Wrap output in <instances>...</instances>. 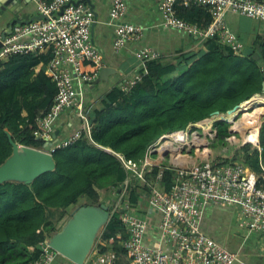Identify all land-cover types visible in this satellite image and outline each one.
Wrapping results in <instances>:
<instances>
[{
	"label": "trees",
	"instance_id": "16d2710c",
	"mask_svg": "<svg viewBox=\"0 0 264 264\" xmlns=\"http://www.w3.org/2000/svg\"><path fill=\"white\" fill-rule=\"evenodd\" d=\"M176 9L180 17L201 26L211 22L204 6L177 5ZM204 46L203 50L184 51L168 60L147 61L138 69L140 80L128 89L113 87L103 107L88 113L90 136L84 133L74 143L56 149L55 170L32 183L0 184V264H30L42 257L40 244L57 230L50 212L105 203L114 189L122 196L123 205H138L148 187L136 179L125 185L130 175L117 154L139 162L162 135L186 129L216 111L224 113L257 93L264 94V34L257 35L240 55L224 47L218 38L204 40ZM51 58L48 51L16 54L0 61V165L12 154L7 131L22 145L41 148L45 143L34 130L57 93L47 69ZM97 69L96 63L85 61L84 72ZM215 126L219 138L231 134L230 123L219 120ZM259 145L264 158V120ZM259 156L257 147L247 143L233 161L259 172ZM161 170V184L168 191L174 184V167L155 166L146 176L153 181ZM122 209L110 207V218L97 237L95 250L114 249L126 254L121 245L128 235ZM112 237L115 240L109 242Z\"/></svg>",
	"mask_w": 264,
	"mask_h": 264
},
{
	"label": "built area",
	"instance_id": "2783aa9c",
	"mask_svg": "<svg viewBox=\"0 0 264 264\" xmlns=\"http://www.w3.org/2000/svg\"><path fill=\"white\" fill-rule=\"evenodd\" d=\"M34 1L41 17L14 24L11 32L2 38L0 61H8L16 54H39L48 51L52 54L47 69L56 84L57 93L50 109L37 119L34 135L45 142L38 149L45 150L44 146L51 142L47 151L54 154L56 149L74 143L84 133L90 136L91 125L86 112L83 84L98 75L102 54L93 38L95 10L86 0ZM127 3L128 0H111L109 17L110 23L115 26V51L121 50L129 41L140 38L144 30L140 25L122 21L127 11ZM193 4L204 6L208 10L211 15L208 25L201 26L177 14V5L189 7ZM159 11L162 26L182 30L202 40L218 38L224 47L237 55L243 53L245 44L230 29L225 19L226 13L256 18L264 23V0H160ZM136 57L139 66L123 81L124 89L140 80V67L149 60L162 58L163 54L153 47H145L136 52ZM85 61L96 63L97 71L84 72ZM66 108L74 109L82 119V124L68 137L58 139L54 135L53 123ZM212 117L214 118L200 122H215L217 115ZM186 129L162 135L148 147L144 158L139 162L117 154L130 175L125 185L130 179L147 185L151 208L162 214L159 230L167 244V248L147 245L145 237L148 217L136 213L128 205H123L121 217L128 235L121 245L128 258L127 264H233L238 261L237 252L230 251L202 230L203 208L208 204L237 207L245 227L249 231L264 235V158L259 141L258 145L255 143L260 153L259 172L243 163L209 157H205L199 164L185 166L182 159L185 155L176 152V146H179L178 143L188 133ZM213 130L217 132V129ZM201 145L203 142L198 140L197 151H200ZM172 151L181 157H170L167 166L174 167L176 173L174 184L166 191L161 184L162 170L153 181H149L146 174L155 166L161 167V160ZM204 152L205 149L201 154ZM114 240L112 237L109 242ZM40 245L43 250L42 257L30 264H50L57 254L48 244V238ZM120 257L121 254L114 249L104 252L93 249L83 264H120Z\"/></svg>",
	"mask_w": 264,
	"mask_h": 264
},
{
	"label": "crops",
	"instance_id": "0c3cea01",
	"mask_svg": "<svg viewBox=\"0 0 264 264\" xmlns=\"http://www.w3.org/2000/svg\"><path fill=\"white\" fill-rule=\"evenodd\" d=\"M159 3L160 0H128L122 21L140 25L144 30L140 38L129 41L121 50L115 51V26L110 23L109 17L111 0H92L96 14L93 38L102 54V61L96 78L83 84L87 113L102 108L106 94L113 87L122 86L123 81L135 72L139 66L136 52L140 49L153 47L167 60L178 57L184 51L205 49L204 40L182 30L162 26ZM38 16L34 0H0V35L13 21L15 24L26 23ZM225 19L246 47L252 45L257 35L264 34V23L256 18L228 12ZM103 67L111 70L101 77ZM255 95L264 96L262 93ZM81 124L82 119L78 113L72 108H66L53 123L54 135L58 139L66 138L79 129ZM132 210L148 217L145 243L167 248L159 230L162 214L151 208L147 195H143ZM237 226L245 228L237 207L208 204L203 208L202 230L230 251L238 253L239 259L233 264H264V235L257 232L248 235L237 231ZM120 262L128 263L125 254L121 255ZM50 264H72V261L57 253Z\"/></svg>",
	"mask_w": 264,
	"mask_h": 264
},
{
	"label": "water",
	"instance_id": "95a60500",
	"mask_svg": "<svg viewBox=\"0 0 264 264\" xmlns=\"http://www.w3.org/2000/svg\"><path fill=\"white\" fill-rule=\"evenodd\" d=\"M86 1L92 5V0ZM40 17L41 15L38 16V18ZM30 21L32 20L26 22ZM14 24L13 21L9 28L1 33L0 47L2 46V38L11 32ZM110 70L109 67H103L100 76H104ZM241 104L235 105L224 113L236 110ZM220 114L222 113L219 111L215 113V115ZM220 121L229 123L225 119ZM7 135L12 146V154L0 165V184L7 181L32 183L40 175L55 170L54 154L47 151L51 147V142L44 146L45 150H42L19 144L8 131ZM109 209L110 204L107 203L80 204L71 212V216L65 225L49 237L48 244L58 254L67 257L70 261L83 264L94 249L101 228L106 225L110 218Z\"/></svg>",
	"mask_w": 264,
	"mask_h": 264
},
{
	"label": "rangeland",
	"instance_id": "374dc122",
	"mask_svg": "<svg viewBox=\"0 0 264 264\" xmlns=\"http://www.w3.org/2000/svg\"><path fill=\"white\" fill-rule=\"evenodd\" d=\"M251 100H253V98H251ZM256 107H258V104L255 102H251L245 105L244 107H242L241 109L239 108V112L237 113L236 116H233V112L222 113L220 115H217V117L215 118V122H213V120H210L209 122L208 121L204 123L199 122L197 124L190 125L186 129L188 133L185 135L183 140L178 143L179 146H176L178 149V151L176 152H180L182 155H185V157L183 156L184 158L182 157V159L185 161V166H192L193 163L199 164L205 157L226 161V162L242 163L239 162L238 160L233 161L235 155L239 152L242 146L247 144L248 141H250L254 146H256L255 143L258 145V141L256 140L253 141L248 139L250 132L248 130L249 123L247 121L249 119L244 116V112H253ZM236 110L238 111V109ZM231 116H233V118H231ZM213 118L214 117H210V119ZM217 119H221V120L225 119L230 123L229 129L231 131V134L229 136H226L224 139L219 138L217 132L213 130L216 129L215 126L216 121H219ZM240 119L241 122L239 123V125H237L236 121ZM263 120H264V115H262L259 119L260 125L263 122ZM256 124H258V122ZM242 132L246 133L245 137L243 136ZM198 140L203 142V145H201L200 147V151H197ZM204 149L206 150V152L201 154V152H203ZM171 155L175 156L176 158L179 156V154L175 153V151H172L171 153H167L164 156V159L161 160V163L168 164ZM116 191L117 190L114 189L113 193H111L110 195L111 199L105 201V203L110 204V207L123 206L122 196L117 195ZM105 196H106V192L103 193L102 197L105 199L106 198ZM85 202L86 201L84 200V203ZM77 206L79 205L70 206L65 210L60 209L49 213V216L52 219V221L56 222V227H57L56 231H59L65 225V223L71 216V212ZM102 229L103 228H101L99 234L101 233ZM237 231L247 233L248 235L254 233V231L253 232L249 231L247 227L241 229V227L237 226Z\"/></svg>",
	"mask_w": 264,
	"mask_h": 264
},
{
	"label": "bare ground",
	"instance_id": "6f19581e",
	"mask_svg": "<svg viewBox=\"0 0 264 264\" xmlns=\"http://www.w3.org/2000/svg\"><path fill=\"white\" fill-rule=\"evenodd\" d=\"M251 102L257 103L258 104V107H256L253 112H244V116L249 119L247 121L249 123L248 130L250 132V134L248 136V139L249 140H253V141L254 140L259 141V133H260V127H261V125L259 124V119H260V117L262 115H264V97L261 96V95H259V96L254 95L253 100L246 101L245 103L241 104L237 108L238 111L237 110L236 111L234 110V111H231V112H233V116H236L237 113L239 112V108L241 109L242 107H244L245 105H247V104H249ZM233 116H231V118H233ZM219 120H221V119H219ZM240 122H241V119L238 120V121H236V124L239 125ZM257 122H258V124H256ZM242 133H243V136L245 137L246 136V133L245 132H242ZM178 157H181V156L179 155ZM174 159H176L175 156H174Z\"/></svg>",
	"mask_w": 264,
	"mask_h": 264
}]
</instances>
